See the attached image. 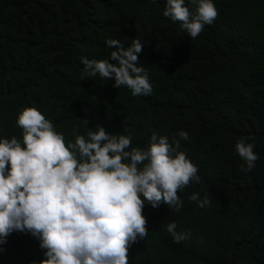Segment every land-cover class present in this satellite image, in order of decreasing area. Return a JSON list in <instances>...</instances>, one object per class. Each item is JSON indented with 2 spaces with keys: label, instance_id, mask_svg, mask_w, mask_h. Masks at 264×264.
<instances>
[{
  "label": "trees",
  "instance_id": "1",
  "mask_svg": "<svg viewBox=\"0 0 264 264\" xmlns=\"http://www.w3.org/2000/svg\"><path fill=\"white\" fill-rule=\"evenodd\" d=\"M213 3L218 17L193 39L163 16L165 0H0V139L22 141L17 118L27 107L68 144L97 125L145 150L153 134H189L178 151L200 182L178 191L180 211L145 202L148 235L130 246L129 264H264V0ZM136 37L151 95L83 71L82 57L116 50L106 39L128 47ZM244 137L259 156L249 171L235 150ZM194 193L212 203L200 207ZM171 222L188 238L175 243ZM0 248V264L45 259L31 234L14 232Z\"/></svg>",
  "mask_w": 264,
  "mask_h": 264
},
{
  "label": "clouds",
  "instance_id": "2",
  "mask_svg": "<svg viewBox=\"0 0 264 264\" xmlns=\"http://www.w3.org/2000/svg\"><path fill=\"white\" fill-rule=\"evenodd\" d=\"M190 3L194 11L185 0H165L163 16L180 22L194 39L219 13L213 0ZM105 43L116 49L110 58L82 57L83 71L114 80L115 88L126 86L134 97L151 95L148 73L138 66L144 48L140 39H132L128 47L117 39ZM17 125L22 141L0 139V245L14 232L31 234L45 250L40 264H129L130 246L148 235L145 202L180 211L178 191L200 182L198 167L178 151L180 140L189 139L185 131L171 142L153 134L145 150L133 147L130 136L111 134L100 125L68 144L35 107L25 108ZM249 139L235 145L246 165L243 171L253 169L259 159ZM190 199L200 207L212 203L209 195L199 200L194 193ZM177 227L171 222L167 231L181 243L189 234L178 233Z\"/></svg>",
  "mask_w": 264,
  "mask_h": 264
}]
</instances>
